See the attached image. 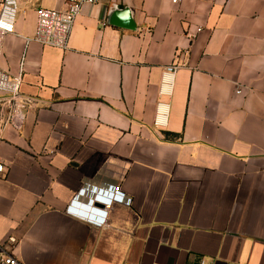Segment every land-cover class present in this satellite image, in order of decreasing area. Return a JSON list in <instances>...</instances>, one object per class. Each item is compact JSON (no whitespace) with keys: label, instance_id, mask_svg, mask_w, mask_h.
Segmentation results:
<instances>
[{"label":"crops","instance_id":"obj_1","mask_svg":"<svg viewBox=\"0 0 264 264\" xmlns=\"http://www.w3.org/2000/svg\"><path fill=\"white\" fill-rule=\"evenodd\" d=\"M18 6L24 38L65 0ZM0 69L31 101L1 135L0 93V244L23 264H264V0H101L67 51L9 36Z\"/></svg>","mask_w":264,"mask_h":264},{"label":"built area","instance_id":"obj_2","mask_svg":"<svg viewBox=\"0 0 264 264\" xmlns=\"http://www.w3.org/2000/svg\"><path fill=\"white\" fill-rule=\"evenodd\" d=\"M101 0H65V9H40L37 14V25L33 36L21 37L16 33V22L19 13L18 0H0V62L4 54L5 41L9 36L22 38L27 45L32 43L39 44L43 47L67 51L75 24L81 15L85 6L98 5ZM201 28L197 33L201 32ZM191 40L196 38L194 34H188ZM187 54V53H186ZM187 56V55H186ZM185 56V57H186ZM184 57L178 52L173 63L167 66L163 72L162 82L160 85V95L162 97H171L175 77L178 71L185 67L180 61ZM22 76L11 77L0 69V93L3 95L1 101L2 131L7 127L21 129L25 122V109L30 104V100L21 94ZM241 94V90L238 91ZM168 105L160 103L157 110L156 124L164 125L168 116ZM53 155L54 152H49ZM5 167L0 163V174L5 172ZM120 192V188H116ZM76 211V210H75ZM72 207L68 210L81 219H85L95 226L105 224L106 217L95 220L93 216L75 212ZM16 244L15 238H9L5 245L0 244V264H23L12 253ZM124 264H132L125 262ZM200 264H215L202 260Z\"/></svg>","mask_w":264,"mask_h":264},{"label":"water","instance_id":"obj_3","mask_svg":"<svg viewBox=\"0 0 264 264\" xmlns=\"http://www.w3.org/2000/svg\"><path fill=\"white\" fill-rule=\"evenodd\" d=\"M117 13L121 14L119 15L118 17L120 18V23L123 24V27H125L126 29L128 30H136L135 28H133L132 24H131V20H132V17H131V20L130 18L128 17H125L123 14H130V16H132V13L129 9H126V10H120L118 8V6H113L111 12H110V19H112L114 22L117 23V21H119V18H116L115 16L113 15H116ZM122 18H127V20L123 19L121 20ZM133 22V21H132Z\"/></svg>","mask_w":264,"mask_h":264},{"label":"trees","instance_id":"obj_4","mask_svg":"<svg viewBox=\"0 0 264 264\" xmlns=\"http://www.w3.org/2000/svg\"><path fill=\"white\" fill-rule=\"evenodd\" d=\"M166 136L167 137H174L172 134H167Z\"/></svg>","mask_w":264,"mask_h":264}]
</instances>
